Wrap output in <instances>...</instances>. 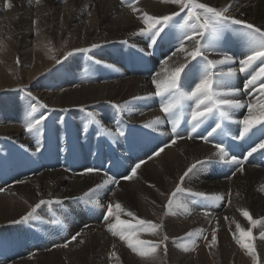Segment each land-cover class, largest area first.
<instances>
[{
    "label": "bare ground",
    "instance_id": "1",
    "mask_svg": "<svg viewBox=\"0 0 264 264\" xmlns=\"http://www.w3.org/2000/svg\"><path fill=\"white\" fill-rule=\"evenodd\" d=\"M204 2L221 7L229 4L230 0H204ZM12 4L13 7L7 9L5 0H0V36L5 37V50H9L5 54L0 53V85L4 81L11 88L19 85L21 83L19 72H23L28 81L32 80L38 84L33 91L39 96L40 101L50 106L51 109L53 108L55 115H61L63 111H67L69 114L68 117L66 116V121H75V126L68 128L66 133L61 131L65 135L58 137L59 146L62 148V155L59 158L56 156L46 161L37 160L36 163L30 164L29 172L24 173L23 176L19 172H14L16 177L11 176L13 178L0 180V189H3L0 191V225H3V230H9L11 227L5 225L12 221H19L42 199L55 205L53 211L60 214L65 223L64 229L59 228L53 218L50 219L46 204L41 205L32 217L34 221L32 224L37 231L32 233V236L26 232L25 236L20 235L22 239L20 245L18 247L10 245L12 249L17 250L20 247L19 252L28 253L35 247L39 250L47 248L48 251L51 250L48 254L59 255L56 260L57 264H110L112 260L117 264H164L168 262L159 255L161 250L158 251L155 259L140 257L132 251L131 257L128 255L130 250L125 242L120 241L118 237H113L107 231L106 222L102 221L101 217L106 214V206L109 202L119 201L128 210L131 209L128 206L129 203L136 207L138 212L136 215L141 218L156 223L163 218L164 228L161 232L153 235L142 233L141 238L159 240L166 234L169 237L166 243L171 264H255L253 257L235 242L232 233L237 232L236 222L245 228L251 226L241 214V208H247L254 218H264V155L261 151L258 150L248 158L242 174L237 172L236 176L231 179L229 177L235 171L236 166L218 162L213 157L212 161L203 165L195 175H190L185 179L182 186L191 191L178 196L185 207L173 209L176 215L164 216L166 210L164 206L168 195L179 183V177L195 160L212 156L216 151L214 143L218 141L206 143L196 138V134H193V139H187L190 124L185 116L179 128L180 134L185 138L178 140L176 144H171L173 139L171 118H165V114L161 111V99L159 97L133 99L134 97H147L149 93L155 91L152 78L159 69L158 59H135L131 64L121 65L115 71L94 78L98 74L94 71V62L92 63L90 59L93 54L99 55L97 58L106 60V62L115 63L117 59H112V56L105 50L101 54L100 51H92L93 53L88 56L69 57L63 63L65 67L63 72L57 73L51 70L43 76L44 70L53 65L55 60L42 57L41 44L37 42L40 35L37 37L33 34L36 29L40 30L41 35L51 32V37L59 41L68 28L78 33V39L72 42L67 50L84 47L93 35L97 37H94L91 45L109 44L110 42L116 44L124 39H130L131 43L141 44L143 48L149 49L148 39L143 42H140L139 36L133 39L134 33L143 27V24L130 9L122 5L121 0H66V2L65 0H41L39 4H36L35 0H12ZM80 4L83 5L82 8L79 7ZM138 6L156 15L167 14L175 10V6L165 5L161 3V0H140ZM21 13L24 17L19 20ZM230 14L264 27V0H235ZM34 21L36 23L33 25ZM17 23L20 24L23 32L21 47L16 53L23 65V71H18L15 61H11L16 49L13 31ZM174 41V43L163 45L162 49L167 54H163L162 58L175 50L174 45L177 41L175 39ZM231 48L234 49H231V54L237 60L240 59L243 46L239 38L232 43ZM2 56L7 59L5 64H2ZM10 56L11 59L8 58ZM210 58L218 59L219 57L212 53ZM174 59L182 60V57L178 55ZM235 66L239 67L238 64ZM40 74L41 76L34 81ZM247 78L246 73H240L235 79V86L242 90L239 99L245 102H249L250 99L247 92L243 91ZM130 97H132L131 100H126ZM116 105L121 107L117 108ZM85 108L87 109L85 115L89 116V112L96 114L95 119L91 117L93 120L88 126L84 124L86 118H78L81 110ZM25 111L30 112L31 106L26 107L24 112L20 109L19 103L15 102L12 106H6L3 109L5 118L0 125V134H10L25 151L35 153L37 148L42 147L47 153L46 156L49 157L45 147L48 144L54 145L53 137L50 135L51 137L45 138L47 132L40 135L28 133L24 126L28 118ZM246 111V108L234 110L233 119H241ZM157 116L163 120L159 127L154 129L145 127L146 123ZM10 117L13 118L10 119ZM97 120L100 122L97 123ZM225 123L229 124L230 136L238 134L240 131L238 125ZM57 124L59 122H54L53 127ZM48 127L49 125L46 130ZM198 132L206 134L205 127L202 126ZM253 133L250 134L251 139L246 137L242 140H234L228 136L226 143L231 146L230 152L243 159L251 147L259 143L260 139H264L260 131L254 129ZM72 134L80 135V137L74 139L70 136ZM97 137L103 138L104 142L99 141ZM83 141V152L89 153L88 156L94 150V144L90 147L89 143H100L99 152L95 154L92 162H87L88 164L82 162L85 160L83 158L85 154L73 147V145H81ZM248 143L251 144L250 148L247 147ZM113 144L114 146L121 145L122 153L136 150L135 155H140L139 159L152 156L154 151L165 144L170 146L165 148L159 156L145 160L146 163L137 170L138 175L134 178L135 180H120L118 186L107 185L100 190L97 195L105 208H94L79 199V195L88 188L102 183L106 179L105 174L117 179L129 174L119 175L112 169L118 158ZM55 152H57V147H53V154ZM19 156L18 158L22 157ZM128 159V161L131 160V158ZM136 161L130 164L128 171L137 163ZM87 166L100 169V172L86 174L84 170ZM41 167H46V171L41 170ZM17 181L25 182L17 183ZM194 192L224 194L225 200L213 204L192 195ZM229 193L230 205L227 203ZM89 208L91 210H88ZM206 212L208 215H205ZM225 217L229 219L225 220ZM122 218L128 219L129 217L122 215ZM217 222L219 223L218 244L209 248L208 241L212 238V231L217 227ZM11 226L14 228H11L12 230L23 232L21 226L19 228ZM194 230H203V235L207 237V240L202 237L190 238L186 243L191 248V240L194 239L196 245L194 250L183 251L178 246L181 243L179 240L176 243L173 242V238L184 237L186 233ZM261 231H264V228L260 226L253 229L256 236L257 255L260 264H264V239H261L259 235ZM77 232L81 233L77 240L71 242L68 247H63L62 245ZM81 240L84 243H80ZM95 247H99L97 257L93 256ZM112 251L118 253L119 261L115 257L110 259L109 255ZM35 256L39 258L43 255L41 252ZM25 261L26 259H23L21 262Z\"/></svg>",
    "mask_w": 264,
    "mask_h": 264
},
{
    "label": "snow or ice",
    "instance_id": "2",
    "mask_svg": "<svg viewBox=\"0 0 264 264\" xmlns=\"http://www.w3.org/2000/svg\"><path fill=\"white\" fill-rule=\"evenodd\" d=\"M40 2L41 0H35L36 4ZM139 3L140 0H121V4L130 9L143 24V27H140L134 35L147 37L149 49L156 47L158 42L171 43L173 39L177 42L174 45L175 50L159 62V69L153 74L152 83L155 91L149 93L147 97H134L133 99L152 97L161 99V111L165 114V118H171V132L173 134L171 144H176L178 140L185 138L179 132L185 116L190 124L187 139H193V134H196V138H200L206 143L218 141L214 143L216 151L212 156L192 162L179 177V183L175 189L168 195L167 203L164 206L166 209L164 216L176 215L177 213L173 209L185 207L178 199L179 194L191 191L182 186L185 179L190 175H195L196 171L206 163H210L213 157L218 162L236 166L235 171L229 177L231 179L236 176L237 172L241 174L244 172V165L248 158L258 150L264 155V139H260L259 143L251 147L243 159L232 154L229 150L231 146L226 143V138L231 135V131L229 124L225 123L230 122L240 127L238 134L232 137L234 140H242L246 137L251 139L250 134H254V129L260 131L261 135L264 136V27L231 15L230 12L235 0H230L229 4L221 7L213 6L204 0H161V3L165 5L175 6L178 11L160 15L151 14L139 7ZM5 7L11 9L13 7L12 0H5ZM33 23L35 24L36 21ZM232 35L238 37L243 46L242 58L238 60L231 54ZM123 43H128V41H123ZM98 47L100 45L92 44L90 48H75L68 51L62 60L56 59L54 55L50 56V59L56 60V64H61L63 60H67L74 53L88 52ZM5 48V41L0 39V51L5 50ZM51 51L55 50L51 49ZM140 51L144 52L145 50L140 49ZM212 53H215L219 58L211 59ZM178 55L182 57V60L174 59ZM16 63H20L19 57L16 58ZM237 64L239 67L235 66ZM240 73L248 75L243 85V91L247 92L250 98L249 102L239 99L242 90L235 86V79ZM21 91H24L27 97L37 101L40 108L47 109L49 107L39 101L32 92L26 91V86L21 88ZM115 107L120 108L121 106L116 105ZM245 108L247 109L246 114L241 119L234 120V110ZM36 113L37 105H31V111L24 126L27 132L40 135L46 117L43 114H39L37 117ZM88 115L93 119L96 117V114L92 112H89ZM96 122L99 123L100 121L97 120ZM162 123V118L157 116L154 120L146 123L145 127L154 129ZM202 126L205 127L206 134L198 132ZM208 128L211 130L208 131ZM37 143L39 144V141ZM169 146V144H165L159 147L147 159L151 160L154 156H159ZM145 163V160H139L130 168V174L121 176L119 179L105 174L106 179L102 183L90 188L79 199L94 208L104 209L105 205L97 193L107 185L118 186L120 180L131 181L138 175L137 170ZM84 171L86 174L99 173L100 169L87 168ZM24 182L17 181V183ZM151 186L154 187V185ZM192 195L213 204L225 200V195L220 193L194 192ZM46 203L48 201L40 200L19 221H14V223L30 220L37 209ZM227 203L231 204L230 193ZM188 211L190 214V209ZM240 212L251 226L245 228L236 222L237 232H233L232 236L240 248L253 257L255 264H260L253 229L257 226L264 228V218H254L247 208H241ZM122 215L129 218H122ZM205 215L208 213L206 212ZM103 219L106 222L107 231L113 237H118L120 241L125 242L126 246L140 257L155 259L161 249L165 254L167 253L166 242L169 237L166 234L159 240L141 238L142 233L157 234L161 232L164 228L163 218L159 223L141 218L135 212L126 209L121 202L116 201L107 204L106 215ZM228 219L225 217V220ZM85 227L88 226L85 225ZM218 229L219 223L217 222V227L212 231V238L208 241L209 248L218 244ZM80 235L81 233L77 232L62 246L68 247ZM259 235L261 239H264V231H261ZM195 237H202L207 240V237L203 235V230H194L186 233L184 237L173 238V242L176 243L179 240L181 243L178 246L183 251H191L196 246L195 240H191V248L187 246L186 242ZM80 243H84V241L81 240ZM110 256L119 261L117 252L112 251Z\"/></svg>",
    "mask_w": 264,
    "mask_h": 264
},
{
    "label": "rangeland",
    "instance_id": "3",
    "mask_svg": "<svg viewBox=\"0 0 264 264\" xmlns=\"http://www.w3.org/2000/svg\"><path fill=\"white\" fill-rule=\"evenodd\" d=\"M79 7L82 8L83 5L80 4ZM174 11H178V9L175 7V10ZM28 16L30 18V14H28ZM23 17H24V15H23ZM23 17H22V13H21L19 15V20H21ZM237 18H239V17H237ZM33 25H34V23H33ZM33 34H34V36H37V35L39 36L40 35V37L37 40V42H39L38 43L39 45L41 44L40 45L41 46V55H42L43 58L44 57H47V59H50V56H53L54 55L56 57V59H61V60H62L63 56L68 51H71L72 50V49L71 50H67L68 46L70 44H72V42H74L75 40H77L78 37H79V34L76 33L75 31L70 30V28H68L66 30V32L64 33L63 38L60 41L59 40H54L51 37L52 36L51 35V32H45V33H43L41 35L40 34V30L37 32V29H36ZM13 35H14L13 38H15L14 39L15 40L14 42L16 43V47H15L16 49L14 51V54H15L13 56L14 58H12L11 61L12 62L15 61V63H16V58L18 57V55L16 53H18V50L21 47V41H22L21 39L23 37L22 36L23 35L22 28L20 27V24L19 23H17L16 27L14 28ZM136 36L137 35H134L133 36V39H135ZM32 37H33V35H32ZM94 37H97V35L90 36V38H89L88 42L86 43V45L84 47H81V48H90L93 39H95ZM233 37H236V36L235 35H232V38ZM0 39L4 40L5 37L4 36H0ZM129 40L130 39H128V40H125L124 39V40H122V42L123 41H129ZM233 42H234V40H233ZM95 44H97V43H95ZM118 44H116V45L113 44V45H108L107 46L106 44H102V43L99 44L98 43V45H100V47L95 48V49H91V51H88V53H92V51L93 52L94 51H100V54H101V52H103L104 50H108V48L110 47L111 50L110 51L108 50V54L113 53L115 56H117L119 58H124L125 55H127V53L129 52L128 49H127V47L125 46V45H128L129 42L128 43H120L119 45ZM117 45H118V47H117ZM137 46H140V45H137ZM140 48H141V46H140ZM51 49H54L55 51H51ZM8 51L7 50H3V51H0V53L5 54ZM83 53H86V52L74 53L73 56H78V54H83ZM88 55L89 54H84V55H81V57L88 56ZM110 55L113 57L112 54H110ZM97 56H99V55L93 54L92 57L90 58L91 61H92V63L94 62V66H93V67H95L94 71L97 68L96 62H95V60L98 59ZM8 58L11 59V56L8 57ZM39 59H40V57H39ZM1 60H2V64H5L7 62V59H5L3 56L1 58ZM98 60H100V59H98ZM39 61H37V62H39ZM64 61L65 60H63V62L61 64H56V60H55V63L53 65H51L46 70H44L43 76H44V74L51 72V70L54 71V72H57V73L63 72L65 70V67L63 65ZM117 61L119 63H117ZM117 61L115 63H113L112 61H108L109 63H105V62H103V63H97V65L99 66L100 73L108 72L110 70L115 71L117 69V68L115 69V65H119L118 67H121L122 61H120L119 59H117ZM17 66H18V71H23L22 70L23 65L21 64V62L19 64H17ZM19 73H20V77H21V83L19 85L11 88V87L7 86L8 84H5V81L3 82L2 85H0V125L3 123L4 118H5V116L3 115L4 114L3 109H5L6 106H12L13 104H15V102L16 103H19L20 109L22 110V112H24V109L26 107L28 108V106H31V105H34V104L37 105V113H36L37 117H38L39 114H43L46 117V120L44 121V123L42 125V132H41V134L47 132L48 134H46V137L45 138H49V137L52 136L53 137V140H54V145L48 144L45 147V149L48 151V154H49V158L50 159L51 158H54L56 156H57V158H59L62 155L61 154L62 148L59 146L58 137L59 136H62V135H65V134L61 133V131H63L64 133H66L68 128H72L73 126H75V121L74 122H72L73 120L72 121L71 120H67L66 121V116L68 117V114H69L67 111H63L61 115H58V114L55 115V113H54L55 111H53L54 109L53 108L51 109L50 106L47 109L40 108L39 105H38V103H37V101L33 100L31 97H27L25 95V92L24 91H21V88H23L25 86H26V91L32 92L35 97H37L38 99H40L39 96L38 95H35L34 94V91H33V89L38 84L35 83V82H32V80L28 81V79L24 76V73L23 72H19ZM40 76H41V74L39 76H37L34 79V81H36ZM238 83L240 84V80L238 81ZM131 99H132V97L127 98L126 100H131ZM139 100H141V99H139ZM65 112H67V113H65ZM86 112H87V109L86 108L85 109H82L81 110V114H80V116L78 118L83 117V118H86V120L88 119L87 120L88 122L86 120L84 121L85 122L84 124L86 126H88V125H90V123H91V121L93 119L91 117L89 118V116L85 115ZM25 113H26L25 114L26 117H28L29 111H25ZM11 118H13V117H10V119ZM54 122H59V124H57V125H55L53 127V123ZM10 123H14V122L13 121H10ZM48 125H49L48 130H46V128H47ZM51 126H52V128H50ZM70 136L72 138H74V139H77V138L80 137V135H76V134H72ZM47 141H49V140H47ZM87 141H88V139H87ZM83 143H84V141L82 142L81 145L77 144V145H73V147H74V149L78 150L82 154H85L83 156V158L85 160H82V162L87 163L85 156H87V154H89V153L83 152L84 151ZM89 144H90V147H92L93 144H94V142L93 143H89ZM53 147H57V152H55L54 154H53ZM36 150H37V152H35V153L34 152H31V151H25L20 145L17 144L15 138L12 137L10 134H0V180H7L9 178L16 177V175H14V172H19L23 176V174L26 173V172L23 173V171H22L23 170V167L25 166V169H26V167L28 166L27 169H29L30 168L29 167L30 164H32L34 162L36 163V161L38 160V158L36 156V153H38L39 148H37ZM19 155L22 156L21 157L23 159L22 161H19V159H21V158H18ZM40 161H43V160L40 159ZM87 168H88V166H87ZM40 169L41 170L43 169V170L46 171V167H41ZM11 176H13V177H11ZM17 178H19V176H17ZM15 180H19V179H15ZM132 180H135V179L133 178ZM90 188H92V187H90ZM90 188H88L87 190H85L84 192H82L81 195H79V196L82 197L83 194L85 192H87ZM77 200H78V198H77ZM54 206L55 205H52L49 202L46 203V210L49 212L50 219H52V213L53 212L55 213V211H53ZM128 206L131 207V209H130L131 211H133L135 213H138L136 207H133V205H131L130 203L128 204ZM88 210H91V208H89ZM57 215L61 217L60 214H57ZM34 216H35V214H34ZM103 217L104 216L101 217V220L102 221H104ZM125 219H127V218H125ZM32 222H34V221L31 218L30 220H28L26 222H22V223H14L12 221L9 224L7 223L8 225H5L4 224L5 226H9L11 228H13L11 225H14L15 228H19V226H21L23 228V232H19L16 229L14 231L11 228H10L11 230L10 229L9 230H3V225H0V249H2L4 247V245L6 244L7 246L10 247L11 251H14L11 246L14 245V246H17L18 247L20 245V242L22 240L21 237H20V235L25 236V232H26L27 234L30 233L31 236H32V233H34L35 231H37V228H35L36 230L33 228L34 225L32 224ZM27 223H31L32 226H27L26 227L25 225ZM61 229H64V227H62ZM65 230H66V228H65ZM12 236H14V237L12 238ZM91 249H93V248H91ZM167 249H168V245H167ZM18 250L21 251V248L19 247L15 251H18ZM48 250L49 249H47V248H42V249L39 250V249H37L35 247V249L32 250L31 252H28L27 253L25 251V252H22L21 254H19L17 256H14L12 258L7 257L8 259L7 258L6 259H2L4 257H0V262H1L0 264L20 263L23 259H26V261L25 262H21L20 264H27V263L28 264H57L58 261L56 262V260H57V258H58L59 255H57V256H54L53 255L52 256L51 254H48V253L51 252V250L50 251H48ZM97 250L99 251V247H95V249L93 250V256H95V257L98 256ZM0 251H2V250H0ZM195 251H197V250H195ZM41 252H42V255L43 256H41L39 258L35 256V255H39V253L41 254ZM103 252H104V250H103ZM168 253L169 252H167L165 254L163 252V249H161V251H159V255L162 256L163 259H165V260L168 261V262H165L164 264H171V262L169 260L170 258L168 257ZM128 255H131V257H132L131 250L129 251ZM109 257L112 260L113 257L111 258L110 255H109ZM20 259H21V261H19ZM30 260H31V262H30ZM110 264H117V262L112 260ZM120 264H122V263H120Z\"/></svg>",
    "mask_w": 264,
    "mask_h": 264
}]
</instances>
